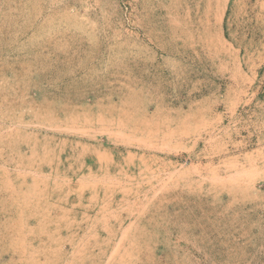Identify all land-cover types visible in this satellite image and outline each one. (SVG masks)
<instances>
[{
    "label": "rangeland",
    "instance_id": "1",
    "mask_svg": "<svg viewBox=\"0 0 264 264\" xmlns=\"http://www.w3.org/2000/svg\"><path fill=\"white\" fill-rule=\"evenodd\" d=\"M0 264H264V0H0Z\"/></svg>",
    "mask_w": 264,
    "mask_h": 264
}]
</instances>
